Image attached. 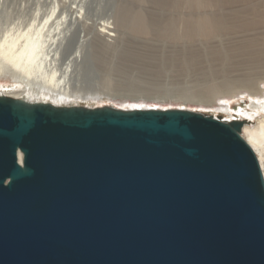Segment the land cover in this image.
Segmentation results:
<instances>
[{
    "label": "water",
    "instance_id": "water-1",
    "mask_svg": "<svg viewBox=\"0 0 264 264\" xmlns=\"http://www.w3.org/2000/svg\"><path fill=\"white\" fill-rule=\"evenodd\" d=\"M241 128L0 96V264H264V179Z\"/></svg>",
    "mask_w": 264,
    "mask_h": 264
},
{
    "label": "bare ground",
    "instance_id": "bare-ground-1",
    "mask_svg": "<svg viewBox=\"0 0 264 264\" xmlns=\"http://www.w3.org/2000/svg\"><path fill=\"white\" fill-rule=\"evenodd\" d=\"M251 1L133 0L136 8L121 7L112 22L103 19L92 29L87 0H74L66 9L54 0L46 15L40 14L36 5V12L29 20L11 19L9 0H0V96L63 107L188 110L225 122L240 121V136L254 152L264 179V35L251 39L236 54H221L207 61L204 67L208 73L204 80L193 87L176 90L148 85L129 75L128 71H137L133 69L141 70L143 75L156 74L163 68L162 62L121 48L127 33L181 43L210 39L228 30L264 26V10H253V20L234 26L201 14L208 8ZM145 5L152 11L143 8ZM19 9L25 8L21 5ZM155 10L164 13H155ZM90 33L94 34V52L86 56L89 53L85 55L84 49L88 48ZM104 55L111 57L113 72L118 77L115 83L114 74L107 76V82L104 75L100 76L102 71L107 73L100 67H96L100 69L97 75L90 72L89 61L93 66H100ZM191 64V60L180 63L183 67ZM239 95L245 105L235 104L239 98L234 103L231 101ZM187 104L200 107L206 113L196 107L189 109ZM18 160L21 162V154Z\"/></svg>",
    "mask_w": 264,
    "mask_h": 264
},
{
    "label": "rangeland",
    "instance_id": "rangeland-1",
    "mask_svg": "<svg viewBox=\"0 0 264 264\" xmlns=\"http://www.w3.org/2000/svg\"><path fill=\"white\" fill-rule=\"evenodd\" d=\"M58 1L60 4L65 5L66 9L68 5L74 0ZM53 2L54 0H9L8 12L11 19L22 17L23 20H29L34 12H36V5H39L37 7L40 9V14L46 15L50 11ZM87 3L91 7L88 12V19H90L89 22L93 24L92 29L97 28V25L103 19L107 18L112 22L121 7L128 6L131 8H136L137 6L133 3V0H87ZM21 5L24 6V11H21L19 9ZM143 8L147 9V11H152L150 6ZM253 10L262 12L264 10V0H252L248 4L234 3L232 5L212 7L204 10V13L202 12L201 14L219 18L228 26H234L238 23L253 20ZM155 13L163 14L164 11L162 12L161 10H155ZM259 35L260 37L264 35V26H260L255 29L239 31L228 30L226 32L219 33L218 35H216V37L210 39L198 38L193 41H184L181 43H173L162 39L158 40V38L156 37H134L127 33L124 35V43H122L121 48L127 53L141 54L144 56L153 57V59H158L157 61L160 60V62H162L161 64L163 68L157 71L156 74L154 73L151 75H143L141 74V70L133 69L137 70L138 72L134 71L133 73L132 71H128L130 73L129 75L140 78L142 81L147 82L148 85L153 84L156 87H166L169 90H172L173 88V90H176L175 88H188L200 83V81L205 79L204 76H207L208 73V71L204 67L207 64V61L209 63L215 56L221 54L224 56H231L233 54H236L245 46L246 43L251 41V39L259 38ZM93 38L94 34L90 33L88 35V48L85 46L84 49L85 55L86 53H89L86 56H89L94 52V47L92 46V42L94 41ZM182 60H191L192 66H181L180 63ZM89 62V67L91 68L90 72L94 71V73H92L93 75L98 74V70L100 69L97 68L96 70V67H100L101 69H104L105 72H107L105 75V73L101 70L102 72L100 75H104L103 77H106V82L108 80L107 76H110V74H114V79L112 80L113 82L118 81V77H116L115 71L113 72L112 69L113 65L111 64V57L109 58L108 55L103 56V63H101L100 66H93L91 65V61ZM239 97L241 98L242 96L239 95L236 99H231V101L234 103V100H237ZM239 99L235 104L239 103L240 106L245 105L243 104L241 99ZM246 99L248 100L246 104H248L250 99L248 96L246 97ZM172 105L177 106V104ZM186 107L189 109L191 107H196V109L198 110L201 109L200 107L188 104ZM201 111L205 112L204 109H201Z\"/></svg>",
    "mask_w": 264,
    "mask_h": 264
}]
</instances>
